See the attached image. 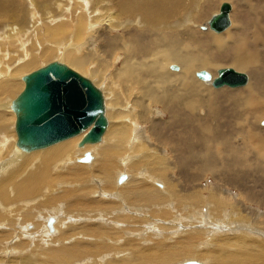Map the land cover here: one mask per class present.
<instances>
[{"label":"bare ground","instance_id":"6f19581e","mask_svg":"<svg viewBox=\"0 0 264 264\" xmlns=\"http://www.w3.org/2000/svg\"><path fill=\"white\" fill-rule=\"evenodd\" d=\"M51 1L58 8L64 3L63 0ZM78 1L80 3L81 0ZM19 2L0 0V28L8 26L5 24L9 19L20 20L21 13L27 14L28 8L22 3L20 7ZM33 2L34 5L38 3L37 0L30 3ZM210 2L82 0L80 7L85 9V13L81 10L79 17L86 16L85 23L90 27L89 30L85 29L88 30V46L94 49L97 41L100 42L98 52L103 57L100 59L98 52L79 55L81 48L77 49L78 53L62 51V55L71 65L70 68L85 69L88 66L91 75L99 74L98 80L102 81L103 78L107 91L112 92V97L120 99L118 103H121H114L115 108L116 104L118 108H114L113 113L108 109L106 111L104 94L98 88L103 96L107 125L97 142L81 143L86 129L73 138L41 148L29 149L19 145L15 120V139L5 133L8 130L6 121L11 114L16 119L15 99L24 87L26 74L20 80L17 79L19 83H15L14 79L0 80V101L2 97L21 89L13 99H3L8 100L5 106L12 113L0 111V202L10 204L7 216L13 213L18 218L13 221V217L0 215V221L6 224L9 234L13 236L14 223L31 220L32 223L21 227L28 231L25 227L31 225L29 230H37L41 221L48 222L52 218L53 224L45 228L58 233L56 237L50 238L37 236L38 230H34L39 240H30L32 246H37L33 254L14 261L9 258L6 263L81 264L84 261L82 264H264V218L256 216L260 213L259 208L248 206L249 210L246 211L245 207V203H253L256 197L261 198L264 194L256 190L264 183V179L250 180V177L263 171L260 154L264 158V87H260L256 79H264V57L259 60L256 52H249L246 42L238 40L240 43L236 44L240 29L236 24L235 27L234 24L229 27L232 8L230 1H226L230 10L229 24L222 30L229 27L225 32L211 29L209 20L212 15L203 24L198 23L210 7ZM50 5L48 0L37 6L43 11L44 18L47 13H52ZM17 8H21V12H17ZM35 13L32 12L30 31L34 34L39 29L36 22L40 21L37 18L35 22L34 17L38 16ZM42 21V26L48 32L55 27L57 31L66 29L60 23L49 26V21ZM17 24L20 26V23ZM68 25L71 27V24ZM198 27L211 30L212 34L199 33ZM83 29L80 27L79 30ZM8 31L0 33V65L3 63L2 67L10 70V55L5 50L19 44L23 35L21 33L25 32L20 33L13 27ZM30 34L29 41H32L35 35H32L31 40ZM35 38L37 40L39 34ZM216 43H222L221 50L218 47L219 54L211 50ZM42 47V51L39 49L40 54L45 58L54 52L61 54L60 49L52 46ZM28 49L19 50L24 53V58L11 67L13 71L9 75L36 63L38 56L28 52ZM233 54L234 57H231ZM90 59L96 63H88ZM230 61L234 62L232 66L229 65L231 68L243 71L246 82L238 86L215 87L213 80L220 69L217 66ZM109 67L112 72L109 70L106 78L102 77V73H106ZM215 67L214 73L208 71ZM200 71H205L208 76L199 77ZM3 103H0V110L4 109ZM106 103L108 105L109 100ZM136 108L137 111H134ZM158 113H161L160 116ZM115 117L122 118L113 122L112 118ZM135 121L149 122V132L141 131L139 122ZM157 124L160 127H176L172 143L170 138L156 130L159 127ZM181 133L186 136L180 140ZM148 134H151L154 142L167 148L155 150L158 145L148 141ZM139 144H144L142 147L146 148L143 153ZM75 145L77 150L73 148ZM216 146L220 147L219 151L214 150ZM248 146H252V150L258 153L253 154ZM134 148H138L141 153H134ZM130 153L139 156V161L148 158L151 162L147 168L152 172L157 170L154 166L156 160H172V169L175 170L173 174L186 177L188 181L182 187L185 193L181 192L179 186L172 187L166 178L159 182L150 177L152 175L146 176V173L136 171V162L131 159ZM6 155L7 158L2 160ZM125 169L128 174L120 173ZM119 173L125 175V178L116 185L114 179ZM207 173L213 181V185L209 184L210 188L198 183V178L201 175L205 178ZM155 182L160 186L154 185ZM115 186H119L118 190L116 188L113 191ZM234 190L237 192L235 195ZM61 199L65 202H59ZM52 203L54 205L49 206V209L43 207ZM14 206L16 210L12 209ZM35 209L40 211L31 213ZM46 214L51 217H44ZM3 235L0 232V238ZM19 238L18 235L14 241L18 244L7 246L22 252L27 245Z\"/></svg>","mask_w":264,"mask_h":264},{"label":"rangeland","instance_id":"374dc122","mask_svg":"<svg viewBox=\"0 0 264 264\" xmlns=\"http://www.w3.org/2000/svg\"><path fill=\"white\" fill-rule=\"evenodd\" d=\"M20 0H17V2H19ZM22 1H24V2H22ZM33 0H21L20 2H19V5L22 3V5L24 6V7H26V8H28V12H27V14L29 13V15H28V19H26V16H27V14H25V15H23L22 13H21V15H22V18L20 19V20H17V18H15V20L14 19H12L11 18V20L9 19L8 20V22H6V24L5 25H12V27L14 28V30H16V29H18L19 30V32L21 33V32H25V33H21V35H22V38H21V40H19V44H17V45H14L13 46V48H11V47H8V49L7 50H5V51H8V55H10V59H9V61H8V66H10V70L9 69H5L4 67H2L4 64L3 63H1V65H0V80H3L4 78L5 79H14V82L15 83H19V81L18 80H20V77L21 76H23V75H25V74H27V73H29V72H31V71H33V70H35V69H37V68H39V67H41V66H43V65H45V64H47V63H49V62H51V61H60V62H62V63H66L68 66H70L71 67V65H69L68 64V61L64 58V56L62 55V51L63 52H65V51H73V52H76V53H78L79 51L77 50L78 48H81V51L78 53L79 55H83V54H94V53H96V52H98V50H99V45H100V42H98L97 40H95V42L97 41V45L95 44V46H94V49H93V47L92 48H89V44H88V42H87V40H88V28H90L89 27V25L88 24H86L87 22H86V16L85 17H83V18H80L79 16H80V14L79 13H81V10L85 13V9H81V7H80V4L82 3V0L80 1V3H79V1L77 2V0H61L62 2H64L63 4H62V7L60 8H58V5L56 4V3H53L51 0H49V2L51 3V5H50V11L52 12L51 14H46V16H45V18H44V13H43V11H41L40 9H39V7H37V6H39V4H40V6L44 3V2H46V1H48V0H37V2L39 3H35V5H34V2L33 3H30V2H32ZM43 3H42V2ZM224 1H230V3H231V5H232V8H231V12H230V18H231V24L229 25V27H231L232 26V24H234L233 25V27H235V24L239 27V29H240V31H239V34H238V37L235 39V42H236V44H239L240 42H238V40H240V41H243V42H246L247 43V45H248V50H249V52H256L257 54H258V57H259V60H261L260 59V57L262 58V57H264V0H211V2H210V7L207 9V11L205 12V14L203 15V17H202V19H200L199 21H198V23L199 24H203L205 21H207L210 17H211V15H213L215 12H218V9H219V6H220V4L222 3V2H224ZM28 2V3H27ZM68 4H67V3ZM42 3V4H41ZM70 3V4H69ZM77 3V4H76ZM32 7H31V6ZM56 5V6H55ZM64 5V6H63ZM70 5V6H69ZM55 6V7H54ZM20 7H21V5H20ZM34 7H36V10L34 9ZM58 8V10H57V8ZM71 7V8H70ZM65 8V9H64ZM77 8H79L78 10H77ZM38 9V10H37ZM53 9V10H52ZM71 9V10H70ZM76 10V12H75V14H74V11ZM18 10L21 12V8H17V12H18ZM34 11V13L36 14V15H38V16H36V17H34V19H36L35 20V22L38 20V19H40V21L38 20L36 23H37V25L39 26H37L38 28V30H36L35 31V34L34 33H31L32 31H31V28H32V19H33V17H32V12ZM80 10V11H79ZM59 13H58V12ZM73 11V12H72ZM79 11V12H78ZM56 12V13H55ZM68 12V13H67ZM70 12V13H69ZM39 13V14H38ZM69 14V15H68ZM71 14H73V16H75V17H73ZM43 15V16H42ZM65 15H67V16H69V17H67V16H65ZM30 16V17H29ZM25 17V18H24ZM71 17V18H70ZM38 18V19H37ZM49 18V19H48ZM31 19V20H30ZM42 19H45V21H49V26H57L59 23L60 24H62L63 25V27H64V29H65V27H66V29L65 30H61V31H57V29H56V27H55V29L54 28H51V30H52V32H51V30H49V32L48 31H46V29H45V27H43L42 26V22H44V21H42ZM53 20V21H51V20ZM61 19V20H60ZM63 19V20H62ZM67 19V20H66ZM80 21V23H79V21ZM85 19V20H84ZM14 20V21H13ZM27 20H28V24H29V26H28V24H26V22H27ZM57 20V21H56ZM11 21H13V22H11ZM15 21H17V22H15ZM22 21H24V22H22ZM59 21V22H58ZM61 21V22H60ZM67 21H68V24H71V27H68V26H70V25H68V24H66L67 23ZM69 21H71V23H69ZM65 22V23H64ZM75 22V23H74ZM86 22V23H85ZM203 22V23H202ZM13 23L15 24V25H13ZM17 23H20V26H21V28L22 29H20V26L17 24ZM55 23V24H54ZM78 23H79V25H78ZM81 23H83L82 25H81ZM57 24V25H56ZM65 24V25H64ZM74 24H75V27L76 28H74ZM6 26L5 28L4 27H1L0 28V33H5V32H7L8 30L10 31V28L12 29V27H10V26ZM25 25V26H24ZM27 26V27H26ZM82 26H84V27H82ZM88 26V27H87ZM80 27H81V29H83V30H79L80 29ZM228 27V28H229ZM3 28V29H2ZM16 28V29H15ZM44 28V29H43ZM227 28V29H228ZM70 29V30H69ZM78 29V30H77ZM85 29H88V30H85ZM199 29H200V31H199ZM226 29V30H227ZM2 30V31H1ZM5 30H7V31H5ZM25 30H27V31H25ZM66 30H67V32H66ZM75 30H77V32L75 31ZM226 30H224V31H222V32H220V33H223V32H225ZM4 31V32H3ZM8 31V32H9ZM31 31V32H30ZM37 31H38V33H37ZM53 31H55L54 33H53ZM71 31H74V32H72L71 33ZM81 31V32H80ZM197 31L199 32V33H211L212 34V31L211 30H203L202 29V27H198L197 28ZM46 32H48V33H50V34H48V33H46ZM59 34H58V33ZM65 32H66V34H65ZM84 32H86V33H84ZM172 32V31H171ZM31 33V34H30ZM41 33H42V35H41ZM56 33H57V35H56ZM70 33V34H69ZM74 33V34H73ZM214 33V32H213ZM28 34H30V39L33 37L32 35H35L31 40L33 41V45H35V47H33V45H32V41H29V37H28ZM36 34L38 35L39 34V38L36 40ZM52 34L54 35V36H57V38L56 37H54V36H52ZM61 34V35H60ZM81 34V35H80ZM84 34H86V35H84ZM48 35V36H47ZM60 37H59V36ZM77 35V36H76ZM81 37H80V36ZM214 35H216V34H214ZM38 37V36H37ZM41 37H43V38H41ZM48 37V38H47ZM53 37L55 38V39H53ZM28 38V39H27ZM42 39V41H41V39ZM50 38H51V40H50ZM86 38V39H85ZM34 39H35V42H34ZM48 39V40H47ZM56 39H57V41H56ZM70 39V40H69ZM72 39V40H71ZM75 39V40H74ZM80 39V40H79ZM83 39V40H82ZM85 39V40H84ZM28 40V41H27ZM54 42H53V41ZM63 40V41H62ZM20 41H22V42H20ZM49 41V42H48ZM52 41V42H51ZM78 41H79V43H78ZM83 41V42H82ZM40 42H42V43H40ZM56 42V43H55ZM86 42V43H85ZM23 43V44H22ZM28 43V44H27ZM36 43V44H35ZM31 44V45H30ZM42 44V45H41ZM48 46V48H51V46H52V48H54V49H60L61 50V54L60 53H58L57 52V54H56V52H54L53 54L51 53V54H49V56L48 57H44V56H41V51H42V49H40V47H42V48H45V46ZM50 45V46H49ZM55 45V46H54ZM58 45V46H57ZM72 45V46H71ZM30 48H32V49H30ZM38 46H39V48H38ZM75 46V47H74ZM216 46H217V48H216ZM221 46H222V43H216V45H213L212 47H211V50L215 53V54H219V49H218V47L220 48V50H221ZM60 47V48H59ZM71 47V49L69 50L68 48H70ZM16 48V49H15ZM19 48V49H18ZM20 48H22V49H20ZM24 48H26V49H28V50H30V51H28V52H33V53H36V55L38 56L37 58H36V63H34V65L32 66V67H26V68H22L21 70H19V71H17L16 72V74L14 75V74H12V75H9L10 73H11V71H13L12 70V68L18 63V61H20V60H23V58H24V53L22 54V52H20L19 50H23ZM13 49V50H12ZM41 51H40V50ZM10 50L11 51H13V52H10ZM251 50V51H250ZM18 52H20L22 55H20V53H18ZM91 52V53H90ZM229 51H226V53H228ZM99 53V55H100V59H102V57H103V54L101 53V52H98ZM19 54V55H18ZM18 55V56H17ZM12 56V57H11ZM22 56V57H21ZM231 57H234V54L233 55H231ZM12 58V59H11ZM59 59V60H58ZM61 59V60H60ZM99 59V60H100ZM90 62V64H95L96 62H95V60H92V59H90V61H88V63ZM94 62V63H93ZM98 62V61H97ZM13 63V64H12ZM234 62H232V61H230V62H228L227 64H224V63H221L220 65H218L217 67L218 68H222V67H231L232 65L231 64H233ZM229 65H231V66H229ZM13 66V67H12ZM12 67V68H11ZM73 67V66H72ZM88 66H86L85 67V69L82 67V68H75V67H73L72 69H74L75 71H77L78 73H80L81 75H83V76H85V77H87L88 79H90L93 83H94V85L97 87V88H99L101 91H102V93L104 94V97H105V105H106V111H107V109L108 110H111V113H113L114 112V110L116 109V108H118V105L117 104H121V103H118L119 101H120V99H117V98H114V97H112V92L110 93V92H108L107 91V89H106V86H105V84L103 83L104 82V79L102 78V81H99L98 80V78H99V74H96V75H91V73H90V71H88L89 69L87 68ZM217 67H215V68H210V69H208V71L210 72V71H213V73H214V69H216ZM86 68H87V70H86ZM105 68V66L104 67H101V70H103V69ZM111 67H109L105 72L106 73H102V77H104V78H106V75H107V72H108V74H109V72L111 71L112 72V68L110 69ZM110 70V71H109ZM205 70H207V69H205ZM246 71V70H245ZM243 72V71H242ZM23 73V74H22ZM246 73L247 74H249L250 75V73L248 72V71H246ZM216 76V75H215ZM18 79V80H17ZM117 83H119L118 81H116ZM256 82L258 83V85L260 86V87H264V79L262 78V77H260V79H256ZM206 86H208V85H206ZM210 88H211V86H210ZM212 89V88H211ZM111 90V89H110ZM21 91V89H19V90H17L15 93H13V94H10V95H8L7 97H2L1 98V101H0V103H3L4 101H6V102H4L3 103V106H4V109H2V110H0V111H4L5 113H7V112H9V114L10 113H12L11 112V109H7V105L5 106V104L7 103V101L8 100H11V99H13L19 92ZM112 91V90H111ZM16 94V95H15ZM109 95V96H108ZM11 96V97H10ZM110 98V99H109ZM3 99H8V100H3ZM115 99V100H114ZM121 99H123V97L121 96ZM106 100H109V104L107 105V103H106ZM112 100H114L113 102H112ZM118 100V101H117ZM116 101V102H115ZM114 103H117L116 104V108H115V105H114ZM124 105H126V104H124ZM110 108V109H109ZM115 108V109H114ZM113 109V110H112ZM137 109L138 108H136V109H134V111H137ZM107 114V113H106ZM159 114H161V113H158V115ZM111 116V115H110ZM129 116V115H128ZM155 116H156V114H155ZM160 116V115H159ZM166 116V115H165ZM164 116V117H165ZM12 117V118H11ZM8 118L9 119H7V121H6V125H8V130H6V134H8V136H10V137H13V139H15L16 138V135H15V132H14V128H13V121L15 120V116L13 115V114H11V115H9L8 116ZM11 118V119H10ZM108 118V117H107ZM121 118L122 117H115V118H112V121L113 122H118V120L120 121L121 120ZM125 119H127V118H125ZM110 120H111V118H110ZM136 123L137 122H139V125L141 126L140 128H142L141 129V131H145V132H149L148 130V127H149V122H147V121H144V122H140V121H135ZM159 127H157L156 128V130H158V131H161L162 133H163V135H165V137H168V138H170V140L169 141H171V143H172V139L175 137V129H176V127H173V128H167V127H160L161 125H159V124H157ZM212 125H214V117L212 116ZM146 128V129H145ZM11 129V130H10ZM130 130H132V128H130ZM8 131V132H7ZM174 133V134H173ZM148 135H150V137L148 138V141L149 142H152V144H156V145H158V147L156 146V148H154L155 150L156 149H161L162 147H165V148H167L165 145H163V144H161V143H157V142H154L153 140H152V138H151V134H148ZM171 135V136H170ZM181 136H179V138H180V140L181 139H183L186 135H185V133H181L180 134ZM7 136V137H8ZM1 138V137H0ZM71 138H73V137H71ZM151 140V141H150ZM3 141V140H2ZM4 142V141H3ZM144 144H142V145H140L139 144V147L141 148V152L143 153L144 152V150L146 149H143L144 147H142ZM138 147V148H139ZM249 147V149L252 151V153L253 154H256V153H258L256 150H252V146H248ZM73 148H74V150H77V147H76V145L75 146H73ZM79 148H81V147H79ZM138 148H134L133 149V152L135 153H141L140 151H139V149ZM153 148V147H152ZM132 149V148H131ZM219 149H220V147L219 146H216L215 148H214V150L215 151H219ZM40 150V149H39ZM38 150V151H39ZM168 150V149H167ZM166 150V152L168 153L169 151H167ZM36 151V150H35ZM31 152V151H30ZM33 152V151H32ZM125 152L126 153H129L127 150H125ZM22 153H25V152H22ZM26 153H29V152H26ZM11 154V152L10 153H8V155H10ZM30 154V153H29ZM129 155H131L132 156V158L131 159H135V162H136V171H138V172H142V173H146V176H150V175H152V176H150V177H153L154 179H157V180H159V182H161L162 181V179H165L166 178V180L172 185V187L174 186V187H180L181 188V190H182V187L186 184V183H188V181L186 180V177H180L179 175L177 176V173H175V174H173L174 172H175V170H174V168L172 169V160H159L160 161V163L161 164H159V161L158 160H156L155 162H157V163H155L154 162V166L155 167H157V170L156 171H149L148 170V166L150 165V162L151 161H149V159L148 158H144V159H142V160H138L137 158L139 157V156H136L135 157V155L136 154H132V153H130ZM261 155V158H262V162H261V166H263V171H264V158H263V156H262V154H260ZM5 158H7V155L6 156H4L3 157V159L2 160H4ZM165 161V162H164ZM89 164V163H88ZM169 164V165H168ZM144 166V167H143ZM162 166V167H161ZM166 166V167H165ZM138 167V168H137ZM140 167H142V168H140ZM164 167V168H163ZM159 168V169H158ZM128 169V168H127ZM127 169H125V170H122L120 173H122L123 172V174H125V173H127L128 174V172H129V174H130V171H129V169H128V172L126 171ZM161 169H163V170H161ZM166 169V170H165ZM169 169V170H168ZM161 173H160V172ZM191 171V170H190ZM190 171H188V172H190ZM263 171L262 172H258V173H256L255 174V176L254 177H250V180H253V181H260V180H263L264 179V173H263ZM137 172V173H138ZM187 172V173H188ZM119 173V174H120ZM136 173V172H135ZM136 173V174H137ZM186 173V174H187ZM263 173V174H262ZM119 174L118 175H116L115 176V179H114V181H115V184L117 185V184H120V183H122V182H119V180H118V177H119ZM123 174H120V175H123ZM173 174V175H172ZM186 174H183V175H186ZM164 175V176H163ZM206 175H208V176H206L205 178H204V176L203 175H201L198 179V183H200V184H202L203 186H205V187H208V188H210V186L211 185H209V184H212L213 185V181H212V179L211 178H209L210 177V174L209 173H207ZM260 175H262V176H260ZM172 176V177H171ZM203 176V177H202ZM88 177H91V174H88ZM171 177V178H170ZM168 178H170L169 180H168ZM181 178V179H180ZM252 178V179H251ZM69 181L71 180V179H68ZM67 180V181H68ZM175 181V182H174ZM90 182V181H89ZM166 182V181H165ZM164 182V183H165ZM166 184V183H165ZM164 184V185H165ZM153 185V184H152ZM154 185H159L158 183H156L155 182V184ZM160 186V185H159ZM117 187H119V186H115L114 187V189H113V191H115L116 190V188ZM84 188H85V186H84ZM98 189H102L101 187H99ZM100 190H98L99 192H100ZM117 190H118V188H117ZM257 191H262L263 193H264V183L261 185V187H258L257 189H256ZM181 192H183V193H185L183 190L181 191ZM237 192L234 190L233 191V195H235ZM208 194V192H206L205 193V195H207ZM235 198L233 197V200H234ZM11 200H13V199H11ZM29 202V201H28ZM56 202L57 203H59V202H65V201H63L62 199L61 200H59V202H58V200H56ZM170 202H172L171 200H170ZM34 203H36V201L35 202H30L28 205H30V204H34ZM254 203V204H253ZM253 203H245L246 205H245V207H246V211H248L249 210V207H253V208H259L260 209V213L258 214V215H256V216H258V218L259 219H261V218H264V194H263V196L260 198H257L256 197V201H254ZM255 203H257V204H255ZM4 206H3V205ZM6 204H7V206H6ZM0 215H2V216H7L8 215V212H7V210H8V208H10L9 206H10V204L9 203H2V202H0ZM51 205H54V203H52V204H45L43 207H45L46 209H49L50 207H51ZM48 206V207H47ZM50 206V207H49ZM249 206V207H248ZM6 208V209H5ZM15 208H17V207H12V209H14V210H16ZM44 210V209H43ZM42 210V211H43ZM35 211H40V209H35V210H32L31 211V213H36ZM245 211V212H246ZM35 216V215H34ZM12 218L13 217V221H15L14 219H16V218H18V215H16L15 216V214H13V213H10V215L9 216H7V218ZM44 217H51L49 214H46ZM37 218V217H36ZM1 219V218H0ZM37 220V219H36ZM33 221V220H32ZM35 221V220H34ZM16 222H19V221H17L16 220ZM67 222V221H66ZM66 222H64V223H66ZM26 223H32L31 222V220L30 221H25V222H21V224H19V223H12L13 225V227L15 226V231H13L12 230V232H13V236H12V233L11 234H9V231L10 230H8L7 229V227H6V224H4L3 222H2V220L0 221V232H3L4 233V235L0 238V252L1 253H3V254H1L0 253V257H1V259H2V261H1V259H0V263L1 264H8V263H6L7 261H8V259L9 258H12L11 260L12 261H14V260H17L19 257H25V256H27V255H31V253L33 254V252L36 250L35 248L37 247V246H32V243H30V240H31V242H33V241H35V242H37L39 239H36V235H37V232L35 233V231H37L38 230V235L37 236H40V235H43V236H49L50 238H53V237H56L57 236V231L56 230H54V231H52V230H47L46 228H45V226H47V225H49V224H53V222H52V218H50V220L48 221V222H46V221H41L40 222V226L39 227H37L38 229L36 230V229H34V230H32V229H30L29 230V227H32L31 225H29V227L28 228H26L25 227V229L26 230H28V231H25L21 226H23V224H26ZM1 225H3V226H1ZM21 227V228H20ZM3 228V229H2ZM6 229V231H5V229ZM19 229L21 230V232L19 231ZM46 229V230H45ZM7 231H8V233H7ZM30 231V232H29ZM31 231H33V232H31ZM44 231V232H43ZM46 231V232H45ZM47 231H48V233H47ZM28 232H29V234H28ZM69 232V231H68ZM46 233V234H45ZM9 234V235H8ZM18 235L20 236V238L19 239H21L24 243H26V245L27 246H25V248L26 249H24V250H22V252L21 251H19V252H17V250H13L11 247H13L15 244H18V243H14V241H15V239H17V237H18ZM22 236V237H21ZM35 236V237H34ZM8 239H7V238ZM15 237V238H14ZM33 237V238H32ZM11 238V239H10ZM30 238H32V239H30ZM14 239V240H13ZM10 240V241H9ZM2 242H4V243H2ZM28 243H29V245H28ZM12 245L10 248L7 246V245ZM213 246V245H212ZM211 246V247H212ZM6 247H7V249H6ZM30 249H29V248ZM33 247V248H32ZM42 247V246H41ZM34 249V250H33ZM4 250H6V251H3ZM30 250V251H29ZM12 251L14 252V254L12 253ZM24 251V252H23ZM12 253V254H11ZM38 253H40V252H38ZM41 254V253H40ZM43 254V253H42ZM19 255V256H18ZM40 256V255H39ZM4 257V258H3ZM14 258V259H13ZM4 260V261H3ZM201 261V260H200ZM3 262V263H2ZM81 264L82 263H84V261H81L80 262ZM12 264H14V262L12 263ZM78 264V263H77Z\"/></svg>","mask_w":264,"mask_h":264},{"label":"water","instance_id":"95a60500","mask_svg":"<svg viewBox=\"0 0 264 264\" xmlns=\"http://www.w3.org/2000/svg\"><path fill=\"white\" fill-rule=\"evenodd\" d=\"M230 5L222 2L209 25L222 31L229 24ZM205 78L208 73L198 72ZM246 75L231 67L218 69L213 85L238 86ZM15 132L18 144L29 149L51 145L86 131L81 143L97 142L107 125L101 91L64 63L51 61L24 76V87L15 99ZM125 175L118 177L122 181Z\"/></svg>","mask_w":264,"mask_h":264}]
</instances>
